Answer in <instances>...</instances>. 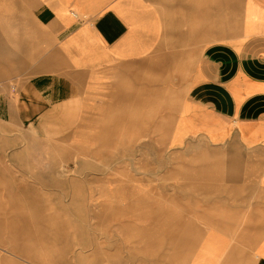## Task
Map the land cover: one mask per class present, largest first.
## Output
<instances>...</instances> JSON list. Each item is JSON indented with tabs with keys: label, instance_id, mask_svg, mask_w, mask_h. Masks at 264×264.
Masks as SVG:
<instances>
[{
	"label": "crops",
	"instance_id": "crops-1",
	"mask_svg": "<svg viewBox=\"0 0 264 264\" xmlns=\"http://www.w3.org/2000/svg\"><path fill=\"white\" fill-rule=\"evenodd\" d=\"M24 134L180 147L160 153L176 212L145 200L144 236H195L183 264H264V0H0V158ZM19 251L6 264H54Z\"/></svg>",
	"mask_w": 264,
	"mask_h": 264
},
{
	"label": "rangeland",
	"instance_id": "rangeland-1",
	"mask_svg": "<svg viewBox=\"0 0 264 264\" xmlns=\"http://www.w3.org/2000/svg\"><path fill=\"white\" fill-rule=\"evenodd\" d=\"M24 135L18 160L0 158V264L20 249L38 251L40 263L51 256L54 264H183L195 236H144L161 227L145 222V200L176 212L175 178L160 172L175 161H160V153L180 147Z\"/></svg>",
	"mask_w": 264,
	"mask_h": 264
}]
</instances>
